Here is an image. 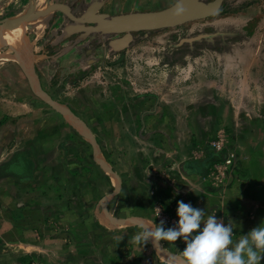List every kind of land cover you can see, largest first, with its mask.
<instances>
[{"label": "rangeland", "instance_id": "374dc122", "mask_svg": "<svg viewBox=\"0 0 264 264\" xmlns=\"http://www.w3.org/2000/svg\"><path fill=\"white\" fill-rule=\"evenodd\" d=\"M33 1L0 0V23ZM46 20L16 34L31 47ZM75 34L92 38L72 52L82 67L53 62L47 75L84 113L87 139L30 94L36 113L0 114V264H184L182 239L135 241L145 221L171 227L181 200L231 223L233 240L264 221V0L132 32L123 51L111 46L126 33ZM6 83L0 100L16 91ZM21 167L27 180L12 174ZM21 186V202L2 193Z\"/></svg>", "mask_w": 264, "mask_h": 264}, {"label": "crops", "instance_id": "0c3cea01", "mask_svg": "<svg viewBox=\"0 0 264 264\" xmlns=\"http://www.w3.org/2000/svg\"><path fill=\"white\" fill-rule=\"evenodd\" d=\"M53 3H64L70 6L72 13L77 17H83L87 12L95 7L96 13H105L108 15H119L134 12H148L155 11L162 8H166L174 4L177 0H52ZM45 27L42 29H36L35 34L31 37V50L33 52V57L35 56V61L33 64V74L32 76L23 69L22 64L15 58L10 56L13 54L16 56V52L9 48L10 46L4 40H0V68L3 71L0 73V77L7 82V89L15 88L13 97H7L8 92L3 93V98L0 100V114L3 116L9 115L11 118L18 114H31L36 113L35 110L39 109L38 103L32 100L28 94L34 96L35 98H40L42 101L48 104L52 114H57V118L62 117L68 124V127L81 135L84 139H87L84 135H88V125L81 116L83 112L76 110L70 101L63 100L61 94L55 92L52 89L53 78H51L47 73L50 71L51 66L54 63L59 64L58 67L68 68V73H71V68L73 70L82 67L80 64L83 62L82 59H86L83 54L76 55L72 53L76 51L78 46L87 47L86 43L92 38H86L83 34H73L68 31V28L73 25L72 19L62 11L56 10L48 13ZM3 21V17H0ZM37 24V23H36ZM35 24V26H36ZM38 27V26H37ZM40 27V26H39ZM3 33V32H0ZM10 35V34H9ZM13 35V33H12ZM99 35V34H97ZM2 36V35H0ZM27 36V35H26ZM124 36L117 38L122 40ZM61 42V43H60ZM129 43L124 46H115L112 43L111 49L126 50ZM84 49V48H83ZM54 52V53H53ZM10 55H9V54ZM58 53V54H57ZM3 54V55H2ZM76 55V56H75ZM58 56V57H57ZM9 57V58H8ZM37 59V60H36ZM81 62V63H80ZM77 64V65H76ZM76 66V67H74ZM63 71L65 69H62ZM9 84V85H8ZM13 91V90H12ZM13 94V93H12ZM12 96V95H11ZM33 97V98H34ZM9 98V99H8ZM27 98V99H26ZM31 98V102L28 99ZM6 103H5V102ZM33 102V103H32ZM37 106V107H36ZM66 114V115H65ZM80 131V132H79ZM83 133V134H81ZM44 134V132H43ZM44 137L46 135L44 134ZM26 145V143H25ZM63 145V146H62ZM66 147L65 144H61V150ZM22 155V156H21ZM20 156L24 158V154ZM70 156V154H68ZM28 164L27 161L24 162ZM67 168L70 167V162L68 160L63 161V164ZM20 164V163H19ZM25 166V165H24ZM23 168V170H21ZM17 171H14L13 176L19 180H27L28 177L23 172L26 170L21 167ZM59 170L62 171L61 166ZM70 172V171H69ZM63 173V172H62ZM6 175V174H4ZM34 189V188H33ZM33 191V190H31ZM27 188L24 187H10L7 190H3L2 193L23 196L28 194ZM62 193L61 191L58 192ZM22 201L20 197V202ZM25 205V204H23ZM20 209L22 204H20ZM10 225V224H9ZM5 227V223H0V229ZM0 234L5 232L0 231Z\"/></svg>", "mask_w": 264, "mask_h": 264}, {"label": "clouds", "instance_id": "9594fccd", "mask_svg": "<svg viewBox=\"0 0 264 264\" xmlns=\"http://www.w3.org/2000/svg\"><path fill=\"white\" fill-rule=\"evenodd\" d=\"M183 12L182 0H178L175 14ZM178 217L171 227L161 220L157 226L147 221L135 241L142 246L151 242L158 247L162 241L182 239L184 264H262L264 261V221L251 228L240 239L233 240L234 228L215 215H207L205 209L191 203L177 202Z\"/></svg>", "mask_w": 264, "mask_h": 264}, {"label": "water", "instance_id": "95a60500", "mask_svg": "<svg viewBox=\"0 0 264 264\" xmlns=\"http://www.w3.org/2000/svg\"><path fill=\"white\" fill-rule=\"evenodd\" d=\"M222 1L182 0L183 12L180 15L175 14L178 0L174 4L160 10L119 14L113 17H109L105 13H96L95 7L83 17H77L72 13L70 6L64 3L52 4L40 11L39 14H48L59 10L67 14L73 21L81 22L86 19L88 22L95 23V25L90 26L86 24L72 25L68 28V31L72 34L81 31L126 33L122 40L117 39L114 41V45L117 47L128 44L132 40V32L174 27L190 21L208 18L219 10ZM0 27L4 29L15 28L14 25H7L4 22L0 23Z\"/></svg>", "mask_w": 264, "mask_h": 264}, {"label": "bare ground", "instance_id": "6f19581e", "mask_svg": "<svg viewBox=\"0 0 264 264\" xmlns=\"http://www.w3.org/2000/svg\"><path fill=\"white\" fill-rule=\"evenodd\" d=\"M52 4H55L53 3L52 0H34L32 7L30 6L31 9L28 7L30 10L27 9L28 10L27 12H22L18 16H15L10 19L9 23L17 26V28L4 29L0 27V32L8 33V34L11 33L10 35L7 36H0V38H3L4 41L7 42V44L10 46L9 48H11L16 52L15 53L16 56H14L13 54L11 55L9 53L8 54L12 57H15L22 64L23 69L26 70L30 76L34 75L33 64L35 61V57H33V52L31 51L29 41H26L22 34H16V33L25 32V30L23 31V28H25L26 24H28L29 26V23H31L32 21H34L32 23L33 27L35 26L36 23H37L36 26L42 25L45 22V18L47 17H45V15H39L35 18V13L33 14V12L44 10Z\"/></svg>", "mask_w": 264, "mask_h": 264}]
</instances>
